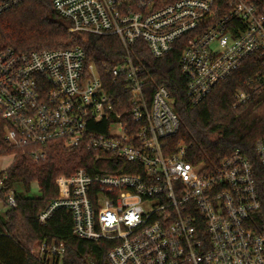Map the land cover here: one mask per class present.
<instances>
[{"label": "built area", "instance_id": "2783aa9c", "mask_svg": "<svg viewBox=\"0 0 264 264\" xmlns=\"http://www.w3.org/2000/svg\"><path fill=\"white\" fill-rule=\"evenodd\" d=\"M27 1L0 0V16ZM48 1L74 32L116 37L127 56L108 68L125 97L113 101L82 48L17 52L0 38V119L6 123L0 153L3 147L28 151L39 163L59 144L95 156L92 166L57 181L58 196L38 222L46 226L66 211L75 238L109 244L107 264H264L256 172L259 166L264 178V136L255 157L236 150L215 167L188 163L183 147L169 154L167 140L180 127L174 99L165 87L148 97L145 71L130 54L143 43L161 59L187 39L181 72L196 108L249 58L258 56L264 71L260 6L253 0ZM247 87L236 93L235 105L264 92V72ZM0 204L2 219L17 208L15 192ZM27 248L43 264H62L67 253L64 242Z\"/></svg>", "mask_w": 264, "mask_h": 264}, {"label": "trees", "instance_id": "16d2710c", "mask_svg": "<svg viewBox=\"0 0 264 264\" xmlns=\"http://www.w3.org/2000/svg\"><path fill=\"white\" fill-rule=\"evenodd\" d=\"M253 1L264 11V0ZM0 38L4 48L17 52L80 47L88 61L96 65L111 99H125L122 86L113 85L108 72V68L127 56L119 39L74 32L69 22L57 16L48 0H29L22 7L0 16ZM186 40L177 43L174 51L161 59L154 58L143 43H138L130 52L134 62L145 71L144 90L148 97L151 98L159 87H165L175 101L180 127L177 135L167 140L169 154L183 147L188 163L209 167H215L236 150L255 157V145L264 136V92L244 105H235V95L238 91H250L248 81L256 73L264 72L261 61L258 56L246 60L241 68L219 83L204 102L193 108L188 102L187 82L181 72ZM5 126L0 119V135ZM14 154L12 167L0 173V180L7 176L3 179L0 202L11 191L17 199V208L0 219V264H43L31 256L15 233L22 221L30 231L29 241L66 243L67 253L62 264H107L109 244L75 238L72 219L66 211H57L46 226L38 222L39 213L58 196L57 181L92 166L94 154L84 147L67 152L61 145L52 144L43 162L36 163L28 151L7 147H3L0 157ZM256 172L262 204L260 215H264V178L259 166ZM33 184L40 189L37 197L30 195ZM18 187H22V191Z\"/></svg>", "mask_w": 264, "mask_h": 264}, {"label": "rangeland", "instance_id": "374dc122", "mask_svg": "<svg viewBox=\"0 0 264 264\" xmlns=\"http://www.w3.org/2000/svg\"><path fill=\"white\" fill-rule=\"evenodd\" d=\"M15 160V156H1L0 157V173H6L13 165ZM19 191H22V187H18ZM30 195L33 197H37L40 195V189L38 185L33 184L31 188ZM2 205L0 204V208ZM16 235L18 236L20 243L23 245L30 247L32 246L35 242L29 241L30 237V231L25 227L24 222L22 221L20 225L17 228V231L15 232Z\"/></svg>", "mask_w": 264, "mask_h": 264}, {"label": "water", "instance_id": "95a60500", "mask_svg": "<svg viewBox=\"0 0 264 264\" xmlns=\"http://www.w3.org/2000/svg\"><path fill=\"white\" fill-rule=\"evenodd\" d=\"M173 103H175V101H173Z\"/></svg>", "mask_w": 264, "mask_h": 264}]
</instances>
